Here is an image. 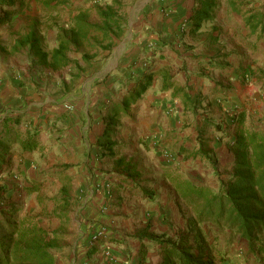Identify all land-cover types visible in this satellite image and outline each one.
<instances>
[{
    "label": "crops",
    "instance_id": "obj_1",
    "mask_svg": "<svg viewBox=\"0 0 264 264\" xmlns=\"http://www.w3.org/2000/svg\"><path fill=\"white\" fill-rule=\"evenodd\" d=\"M197 1L200 0H154L153 6L150 8L155 11L156 16L158 15L157 18L161 21L159 23L162 24L163 33L172 34L178 33L181 18L185 20L192 15L193 10L198 5ZM237 1L244 2L245 5L238 7ZM216 2L217 6L213 12L212 20L205 22L199 31H205L213 38L209 44L213 51L207 53L205 61L211 62L212 58L218 59L219 63L216 67L220 70L231 66L229 71L231 77L234 78L231 79V82L235 83L241 82L242 77L247 78L246 73H253L252 77H257L259 72L264 74V55L258 57L255 65L247 64V70L241 69L240 71L237 60L244 59V51L251 56V49H254L253 45L258 43L264 45V36L260 37L259 32H253L245 23L246 18L256 15L264 21V0H216ZM223 2H226L227 6L224 7ZM220 3L222 4L219 8ZM108 7H111L113 13L121 18V14L113 6L101 8L98 13ZM74 9L76 10L73 11L72 17L86 8L74 6ZM85 11L88 12L89 23H102V19L99 23L91 22L89 10ZM226 14L230 17V25L224 23L223 19ZM0 15H2V9H0ZM17 16L19 14L14 18ZM124 22L121 23L122 31L125 28ZM5 24L7 25V23ZM127 25L131 27L133 21H127ZM177 27L178 30H176ZM187 27L190 29L191 22L187 21ZM23 32L19 35L16 32L17 36H14L13 42L9 43L12 62L10 63L8 60V64L13 65L15 69L22 70L23 76L28 77L29 75L25 70L29 63L24 57L25 60L21 63L15 55L21 52L27 53L29 57L33 55L38 64L47 66L42 62L41 54L37 55L31 50V43L35 41L42 55H46V61L50 62L52 52L58 46V40H56L51 52L48 53L43 49L41 38L36 31L26 28ZM239 33L246 36V42L239 41ZM91 34L93 32L89 33L83 45L89 41ZM31 35L33 40L25 41ZM98 36L100 37L102 34L99 33ZM0 41H4V36L1 33ZM128 41L116 42V38H114L110 42L112 45L100 43L102 48L98 51L83 52L80 55L87 66L85 67L82 62H78V67L85 70V74L90 73L89 81H93V84H89L88 88L85 87L84 81L82 86L78 84L75 87L73 94L68 93L64 97L63 94L50 97L51 102L47 107H41L43 103H28L27 101L25 102L27 106L21 107L19 105L22 101L21 95H25L22 89L15 91L17 95L16 101L11 104L13 107L10 105L5 107L0 103L2 106L0 123L4 119H8L11 128L20 129L22 133L35 131L38 134V147L33 152L23 154L19 147H15L9 156L8 168L4 174H9L10 178L15 179L17 173H20V177H26L31 185H38L41 181L44 184L53 185L60 191L59 195L63 193L56 198L61 200L60 203L62 204L70 203L71 207L68 211L70 214H66L65 210L62 212L63 221L68 218V222L72 223L73 226L78 224L75 231L77 241L72 247L71 256L75 251L85 249L92 233L102 225L112 227L110 234L113 236L122 233L123 231L118 226L128 212L133 211V216L142 218V222L139 223L142 226L145 225L143 222L145 213H143L142 208L137 209L136 204L134 205L136 203L134 194L138 192V189L133 190L132 186L145 180L146 175L151 173L163 174L164 171L161 169L170 167V162L168 163L162 153L153 152L149 147L150 145H157L161 138L159 136L170 134L168 140L160 141L162 144L168 145L164 146L166 150L173 145L175 147L191 146V148L194 145L196 123L190 128L191 124L184 121L182 115L187 113L184 111L181 97L183 93H187L189 90L191 95H194L195 92L198 95L200 92L204 93L205 90L200 89L202 86L205 89V85L202 84L204 80L192 77L189 70L186 72L182 67L183 71H179V66H183L184 63L175 54L170 53L167 47H150L145 42L137 43L135 38ZM1 46L4 47V43H0V49H3ZM72 47H74L73 44L69 46L66 52V65L55 69L56 72L70 64L67 53ZM154 50H164L165 52L154 53ZM186 65L191 66L189 60H186ZM15 69H10L11 73H9L13 82L18 76L16 75L18 71ZM203 72L205 75L209 74L211 70L205 69ZM0 76H3V69L0 70ZM55 76H58L59 80L63 79L59 74H55ZM148 79L151 80L150 86L130 106L128 116L117 121L112 139L113 146L110 147L103 138L108 113L115 105L133 93L136 88L142 87ZM257 80H259L258 77L256 80L251 79L250 81ZM256 83L260 90L252 89L250 86L245 87L246 90H241L239 87L231 88L232 93L230 95L233 102H236L238 97L245 98L249 103L256 98L264 99V78ZM240 84L243 86L242 83ZM254 90L259 91L254 92ZM179 91H183V93L179 95ZM68 97L72 98H69L64 104H54L57 103L55 99L62 98L61 101H63ZM27 98L26 96L25 99ZM221 107L223 111L228 108L227 106L225 109L224 104ZM168 108L172 114L166 118L167 121L164 120L160 123L159 112L168 110ZM166 113L168 112L166 111ZM146 115L149 117L145 118ZM171 135L174 139L171 138ZM140 142L148 144V150L144 149ZM231 162L232 156L229 164ZM129 168L132 170L128 173L127 169ZM9 186L12 188L13 185L10 184ZM39 188L41 186H36L33 192H37ZM33 192H28V194ZM155 193L154 204H166L168 201L172 204L175 201L176 203L180 202L172 188H170L168 196L167 193L160 194V196H158V192ZM128 202L130 206H127ZM123 203L126 204L127 208ZM128 207L131 208L128 209ZM77 246L81 249L75 250Z\"/></svg>",
    "mask_w": 264,
    "mask_h": 264
},
{
    "label": "rangeland",
    "instance_id": "obj_2",
    "mask_svg": "<svg viewBox=\"0 0 264 264\" xmlns=\"http://www.w3.org/2000/svg\"><path fill=\"white\" fill-rule=\"evenodd\" d=\"M153 1L154 0H148L147 2L146 0H21L17 2L15 7H19L20 5L23 6L19 16L15 18L12 17L5 26L0 24V33L4 36V41H0V43H4L5 45L4 47L1 46L3 49H0V70L3 69V76H0V93L2 92L0 103L5 107L11 106V104H14V101H16L15 97L17 94L15 91H20L19 89H22L25 95H21L22 101L19 103L21 107L27 106V104H25L26 101L28 103H43L41 107H47L51 102L50 97H55L59 94H63V97L68 93L73 94L75 87H77L78 84L82 86L84 81L86 88H88L89 84H93V81H89L91 74H85V70H81L78 67V62H82L86 67L87 64L85 60L80 58L83 52L98 51L102 48L99 45L100 43L112 45V43L109 42L110 40H104L102 36H100L102 37L100 38L98 36L99 33L96 34V32L92 31L93 34H91L86 44H81L79 47L74 45L69 53H67L70 64L59 72H56L55 69L48 66L38 64L37 59H35L33 55L29 57L27 53L25 54L22 52L15 55L16 59L21 63L25 60L23 57L26 58L27 63H29L28 68L25 70L29 75L28 77L23 76L22 70L15 69L13 65L8 64V60L10 63L12 62L10 60L12 52L9 49V43L13 42L12 40L14 36H17V33L19 35L24 33L23 31H25L26 28H31L40 36L43 49L50 53L55 46L56 40L59 38L61 30L69 29L72 13L76 10L74 6L85 7V10H89L90 21L93 23L101 22L98 13L99 9L105 8L106 6H113L114 9L121 14V20L123 22L125 20L124 33L116 38V42L122 43L123 41L134 40L135 38L137 43L145 42L146 45L150 47H167L170 53L175 54L176 57L180 58L182 63H184L183 66H179V71L185 69L187 72L189 70L192 77L204 80L202 84L205 85V89L203 88L204 86L200 88L205 90L204 93L200 92V95H198L195 92L194 94L201 100L198 115H206L213 122L223 123L224 126L229 127L231 126L230 114L244 111L245 115H248H246L243 127L264 133V99L261 97L256 98L249 103L245 98L238 97L236 103L233 102L232 96L230 95V93H232L231 88L236 89L239 87L241 90H246V88L250 86L252 89L256 88L260 90L256 82L262 81L264 74L259 72L257 76L259 80L253 82L250 80H256L257 78L256 76L252 77L253 73L248 74L247 78L242 77V81L239 83L231 82V79H234L231 77V72L229 71L231 66L230 68L220 70V68L216 67L219 63L218 59L215 60V58H212L211 62L205 61L207 53L213 51V48L209 45L213 39L212 36H209L205 31L192 35L190 29L187 27V19L184 20L183 18L180 19L181 22L178 26L180 29L178 30V27L176 29L178 33L164 34L162 31V24L159 23L161 21L157 18L158 15L156 16L155 11L150 8L153 6ZM223 3L224 7L227 6L226 2ZM221 4L222 3L219 4V8ZM236 4L238 7L245 5L244 2L238 1ZM135 9L136 11L138 10V12L134 11ZM223 20L225 24H231L228 14L225 15ZM127 21H133V25L129 27ZM238 39L242 43L246 42V36L241 33H239ZM253 46L254 49H251V56L247 55L244 51V59H237L240 71L241 69L247 70V64L255 65L258 57L264 55V45L258 43ZM4 48H6V50H4ZM110 48H112V46H110ZM153 52L162 53L165 51L154 50ZM186 60H189L191 66L186 65ZM11 66L18 71V74H16L18 76L15 77L14 82L11 81L9 77V73H11L10 69H12ZM188 67L190 68L188 69ZM205 69H210L211 72L204 75L203 70ZM55 74H59L63 79L59 80V77H56ZM3 78L6 80H2ZM240 83H242L243 86ZM14 84H16V86H14ZM259 90H254V92ZM26 96L28 97L27 99H25ZM62 98L55 99L57 103L54 104L62 105L72 97H68L61 101ZM222 104L225 105V109L228 106L227 112L223 111L221 107ZM1 108L2 106H0V109ZM166 111L168 113H166ZM171 114L169 108L168 110L159 112V122L161 123L164 120L167 121L166 118ZM223 114L225 116H222ZM125 116H128V113L122 117ZM147 116L149 117V115H146L145 118H147ZM182 117L185 122L191 124L190 128L195 126L196 122L193 114H183ZM234 128L235 125L230 129V134L233 132ZM209 133V147L214 149L217 154V166L220 174L225 175L229 172L228 168H230L229 163L231 160L227 145L228 137L226 135L224 138H220V134L218 133ZM169 136V133L166 136H159L161 138L157 145L149 146L145 142H140L144 149L148 150L149 146L153 152L159 151L166 157L168 163L170 162V167L161 169L164 171L163 174L151 173L150 175H146L147 178L145 180L132 186L133 190L138 189V192L134 194L136 198V203H134V205L136 204L137 209L142 208L143 213H145L143 221L145 225L142 226V224L139 223L142 222L143 219L133 216V211L128 212L118 226V228L123 231L122 233L113 236L110 234L112 227L102 225L97 230L104 229L106 238L100 241L95 248H90L88 244L85 249L78 252L75 251L73 256H71L72 247L75 246L77 241L75 231L78 224L76 223L77 226H73L72 223L68 222V218L63 221L64 215L62 213L65 210L66 214H70V212H68L71 208L70 203H60L61 200H58L56 197L63 195V193L59 195L60 191L51 184H44L40 181L38 185H31L26 177H20V173H17L15 179L10 178L9 174H4L8 168V164L4 166L0 172V221L3 219V211L7 210L8 207L15 206L18 208L19 219L24 220L27 226L46 231V239L55 242L56 247H58L52 250L55 257V264H158L161 261L160 249L156 245H153L152 242H149V240L145 238L146 236L143 238L144 242L142 243L140 240L142 239L140 236L143 235L142 231H146L149 235L163 236L174 240L183 236L185 237L188 235L187 223L189 217L192 216V211L184 207L182 202L176 203L175 201L173 202L174 204H172V202L168 201L166 204H154L155 200H144L146 196L143 194V189H146L148 192H158V196L166 193L168 196L170 188L174 190L172 185L173 179L190 180L194 183L212 188H215L217 185L212 168L208 164L193 162L191 159H184L178 154L182 146L175 147V145H173L171 148L168 147L167 150L164 148V146L168 145L162 144L160 141L168 140ZM171 138L174 139L172 135ZM187 148H191V146ZM10 184L13 185L12 188H10ZM36 186H41V188H39L37 192L28 194L27 191L35 189ZM124 204L125 203H123V205ZM124 206L125 208L130 206L129 202L127 206L126 204ZM129 208L131 207H128V209ZM191 237L192 235L189 236V240L190 244L193 246V238ZM214 237V235H210L208 240L211 241L214 246L213 255L216 257L217 264H264V255L263 258L260 259L254 257L253 254L249 253L247 244L240 238L230 241L229 236L220 235L219 238L213 241ZM142 247L147 248V254L144 258L139 254ZM78 249L81 248L77 246L75 250ZM107 252L110 256L107 255ZM220 259L221 262L223 261L222 263L219 262Z\"/></svg>",
    "mask_w": 264,
    "mask_h": 264
},
{
    "label": "trees",
    "instance_id": "obj_3",
    "mask_svg": "<svg viewBox=\"0 0 264 264\" xmlns=\"http://www.w3.org/2000/svg\"><path fill=\"white\" fill-rule=\"evenodd\" d=\"M20 0H0V24L22 12L23 6L15 7ZM197 7L187 19L191 22L190 33L196 35L202 25L212 20L216 9V0L197 1ZM80 10V9H78ZM101 24L88 22V12L80 10L72 17L68 30H61L58 46L53 50L50 62L46 55H42L35 41L31 43V50L42 57V62L51 68L57 69L67 63L66 52L71 44H83L90 32L102 34L104 40L112 42L122 35V20L117 17L111 7L99 11ZM246 25L253 31L259 32L262 37L264 21L261 17L250 16L245 19ZM32 35L25 41H31ZM245 75H248L246 73ZM151 84L148 79L142 87L136 88L133 93L115 105L107 115L105 142L113 146L112 139L117 121L130 111L140 95ZM183 91H179L181 95ZM182 105L186 113L195 117V140L192 148L180 147L179 155L193 162L208 164L216 178V187H207L190 180H172L174 192L184 207L192 211L187 223L188 235L179 239L149 235L142 231L144 237L160 249L161 261L158 264H217L213 255L214 246L208 240L214 235V240L220 235L229 236L230 241L240 238L247 244L249 253L254 257L263 258L264 255V133L244 128L245 112L230 114L231 126L210 120L206 115H198L201 100L191 91L183 93ZM235 125L233 132L230 129ZM0 172L9 164V156L15 147L22 153H31L38 147V134L30 131L22 133L20 129L11 128L9 120L0 123ZM211 129V130H210ZM210 130V131H209ZM209 132L220 134V138L228 137V151L232 156L231 170L221 175L217 166V154L209 147ZM132 169H127L129 173ZM35 189L29 190L31 193ZM143 194L150 201L156 200L155 191ZM192 235L193 246L189 236ZM148 237V238H147ZM215 243V242H214ZM55 242L46 239V231L27 226L19 219V209L15 206L3 211L0 221V264H55L52 250L57 249ZM140 256L144 258L147 248L142 247ZM224 260V259H223ZM220 263L221 259L219 260Z\"/></svg>",
    "mask_w": 264,
    "mask_h": 264
},
{
    "label": "built area",
    "instance_id": "obj_4",
    "mask_svg": "<svg viewBox=\"0 0 264 264\" xmlns=\"http://www.w3.org/2000/svg\"><path fill=\"white\" fill-rule=\"evenodd\" d=\"M106 238V232L104 229L96 230L89 239V247L95 248L100 241ZM107 255L110 256V254L107 252Z\"/></svg>",
    "mask_w": 264,
    "mask_h": 264
}]
</instances>
